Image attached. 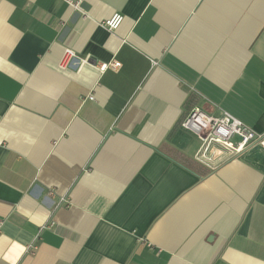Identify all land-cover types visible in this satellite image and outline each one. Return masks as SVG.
I'll return each mask as SVG.
<instances>
[{
    "label": "crops",
    "instance_id": "crops-1",
    "mask_svg": "<svg viewBox=\"0 0 264 264\" xmlns=\"http://www.w3.org/2000/svg\"><path fill=\"white\" fill-rule=\"evenodd\" d=\"M80 1L0 0V264H264V147L180 125L264 136V0Z\"/></svg>",
    "mask_w": 264,
    "mask_h": 264
},
{
    "label": "built area",
    "instance_id": "built-area-1",
    "mask_svg": "<svg viewBox=\"0 0 264 264\" xmlns=\"http://www.w3.org/2000/svg\"><path fill=\"white\" fill-rule=\"evenodd\" d=\"M74 10H81L80 0H64ZM123 20V15L114 12L110 17L102 21L103 26L109 30H115ZM90 64L86 58H79L76 53L69 48L64 50L63 57L59 63L62 68L79 64ZM91 65L104 71L108 68L117 69L120 65L117 61L94 62ZM88 98H91L90 96ZM181 127L192 132L200 141V148L197 157L206 156L211 147L215 144L223 146L224 149L232 153H239L246 147L258 144L264 147V136L252 131L242 121L235 118L227 111H221L219 115H210L199 108L189 110L180 121ZM236 137L237 140H233ZM212 152V151H211ZM30 248V247H29Z\"/></svg>",
    "mask_w": 264,
    "mask_h": 264
},
{
    "label": "trees",
    "instance_id": "trees-1",
    "mask_svg": "<svg viewBox=\"0 0 264 264\" xmlns=\"http://www.w3.org/2000/svg\"><path fill=\"white\" fill-rule=\"evenodd\" d=\"M178 156V155H175ZM181 159V161L188 165L190 168H192L194 171L201 173V174H205L207 173V169L204 168L200 163H198L197 161H194L193 159L190 158H182L179 157Z\"/></svg>",
    "mask_w": 264,
    "mask_h": 264
}]
</instances>
